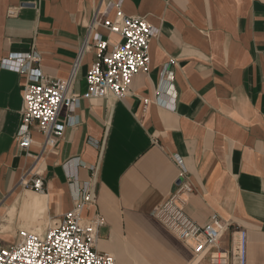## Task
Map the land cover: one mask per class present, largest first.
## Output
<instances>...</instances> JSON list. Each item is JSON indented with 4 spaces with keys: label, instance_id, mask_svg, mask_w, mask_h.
<instances>
[{
    "label": "crops",
    "instance_id": "crops-1",
    "mask_svg": "<svg viewBox=\"0 0 264 264\" xmlns=\"http://www.w3.org/2000/svg\"><path fill=\"white\" fill-rule=\"evenodd\" d=\"M122 15L157 30L149 70L121 99L82 96L72 112L62 106L66 127L54 146L42 151L34 123L32 144L21 148L29 74L4 60L37 51L34 68L67 79L85 45L72 84L83 94L98 40L108 49L120 40L103 22ZM170 60L167 83L161 68ZM92 166L96 202L82 216H102L96 247L118 264H212L215 249L196 250V240H182L156 215L185 181L194 188L184 194L187 214L206 224L216 213L227 224L218 246L229 264H238L242 230L246 264H264V0H0V243L37 225L38 208L26 205L36 196L50 222L77 207ZM31 169L42 173L44 191L20 185Z\"/></svg>",
    "mask_w": 264,
    "mask_h": 264
},
{
    "label": "built area",
    "instance_id": "built-area-1",
    "mask_svg": "<svg viewBox=\"0 0 264 264\" xmlns=\"http://www.w3.org/2000/svg\"><path fill=\"white\" fill-rule=\"evenodd\" d=\"M14 14V10H9ZM103 25L117 33L120 40L108 49V43L99 39L97 47L99 56L86 74L87 90L77 94L72 90L74 75L85 45L81 46L77 59L73 64L71 75L67 79H46L40 68H34L33 62L40 60L37 51L25 54H11L3 65L12 60L16 65H10L18 72L29 74L24 85L22 121L17 134L18 144L27 149L33 142L31 127L36 123L44 133L43 150L54 146L62 137L66 124L58 120L62 106L72 112L80 97L105 98L109 95L121 99L129 91L131 80L140 71H148L151 64L150 42L157 30L145 18L140 16L122 15L115 20H105ZM174 61L170 60L161 68L163 79L172 83L175 72ZM175 159L180 162L177 156ZM92 179L85 183L80 204L65 212L43 232L21 229L14 243H0V264H118L116 257L108 252L97 249L99 229L105 224L102 216L96 214L93 218L84 219L82 210L96 202L92 190L97 166H92ZM25 188L42 192L45 181L40 170H29L20 180ZM193 186L185 181L170 195L168 200L157 210L156 215L164 224L184 241L196 240V250L215 249L212 264H229L226 251L218 246L219 240L226 230L227 224L214 213L206 224L194 221L186 212L184 194L193 192ZM240 241L237 248L238 264H246L247 233L240 231Z\"/></svg>",
    "mask_w": 264,
    "mask_h": 264
},
{
    "label": "rangeland",
    "instance_id": "rangeland-1",
    "mask_svg": "<svg viewBox=\"0 0 264 264\" xmlns=\"http://www.w3.org/2000/svg\"><path fill=\"white\" fill-rule=\"evenodd\" d=\"M43 209H44V205H41L40 209L35 214V218L39 220L37 225H35L32 228H28L26 230L34 231V232H43L52 223V221L50 222L48 220L47 215L43 212Z\"/></svg>",
    "mask_w": 264,
    "mask_h": 264
},
{
    "label": "bare ground",
    "instance_id": "bare-ground-1",
    "mask_svg": "<svg viewBox=\"0 0 264 264\" xmlns=\"http://www.w3.org/2000/svg\"><path fill=\"white\" fill-rule=\"evenodd\" d=\"M26 205L35 208V211L37 208H38L37 210H39L41 205H43V199H40L39 197L36 196L33 199H30L28 202H26Z\"/></svg>",
    "mask_w": 264,
    "mask_h": 264
}]
</instances>
